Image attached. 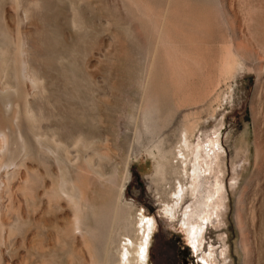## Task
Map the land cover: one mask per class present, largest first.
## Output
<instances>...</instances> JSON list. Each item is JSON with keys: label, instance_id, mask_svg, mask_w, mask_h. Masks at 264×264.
I'll return each instance as SVG.
<instances>
[{"label": "rangeland", "instance_id": "rangeland-1", "mask_svg": "<svg viewBox=\"0 0 264 264\" xmlns=\"http://www.w3.org/2000/svg\"><path fill=\"white\" fill-rule=\"evenodd\" d=\"M188 123L221 150L195 245L181 219L197 201L164 212ZM97 154L119 186L129 163L125 203L154 221L148 264H264V0H0V264L103 262L99 241L66 232L58 194L62 179L116 193L86 163Z\"/></svg>", "mask_w": 264, "mask_h": 264}, {"label": "bare ground", "instance_id": "bare-ground-1", "mask_svg": "<svg viewBox=\"0 0 264 264\" xmlns=\"http://www.w3.org/2000/svg\"><path fill=\"white\" fill-rule=\"evenodd\" d=\"M229 57L224 64L227 75L240 69ZM155 110L150 104L142 109V134L152 137L157 135L158 126L153 117ZM127 117L130 123L136 124L138 121L132 112ZM197 126V123H188L179 134L178 144L172 152L176 160L174 173L179 179L176 180L174 190L170 194L172 204L166 205L164 209L165 213L174 217L185 197L197 201L196 208L185 211L181 219L182 228L192 244L197 242L196 239L204 230V215L207 214L208 208L213 206L214 209L218 206L219 202L214 203V201L219 197L223 187L219 179L222 170L218 168L214 171L215 167H219L221 150L218 139L215 137L211 140L210 145L213 148L199 139L194 142L191 137ZM156 150L159 157L166 161L167 157L160 146H157ZM99 157L100 155L97 154L86 160V163L94 173L98 184L102 182L115 189L116 193L106 191L101 196V192L96 190L97 187H93V183L91 184L88 179H78L70 183L62 179L58 194L69 202L73 211V220L66 232L69 231L74 238L80 237L85 244L89 239L102 244L103 262L91 259L90 263L84 264H148L154 221L145 218L142 214L134 219L131 215L133 206L125 203L124 192L130 174L129 163L125 168V183L119 186L117 175L111 176L102 171ZM165 169L164 164L158 165V177L164 179ZM212 178H214L213 182H211ZM89 256L93 258L91 253Z\"/></svg>", "mask_w": 264, "mask_h": 264}]
</instances>
